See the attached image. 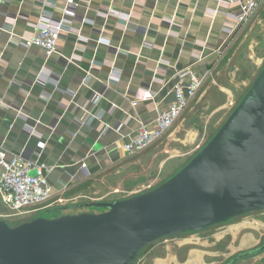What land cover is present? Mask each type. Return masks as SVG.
Masks as SVG:
<instances>
[{
    "label": "crops",
    "instance_id": "crops-1",
    "mask_svg": "<svg viewBox=\"0 0 264 264\" xmlns=\"http://www.w3.org/2000/svg\"><path fill=\"white\" fill-rule=\"evenodd\" d=\"M43 22L68 31L48 60L22 42ZM234 23L217 0H74L71 7L66 0H0L6 158L22 155L50 169L48 181L60 191L51 209L76 205L69 201L82 187L133 158L121 148L135 137L128 100L144 91L157 105L170 102L176 71L185 67L208 77L233 39ZM239 262L264 264V251Z\"/></svg>",
    "mask_w": 264,
    "mask_h": 264
},
{
    "label": "water",
    "instance_id": "water-1",
    "mask_svg": "<svg viewBox=\"0 0 264 264\" xmlns=\"http://www.w3.org/2000/svg\"><path fill=\"white\" fill-rule=\"evenodd\" d=\"M99 214L0 220V264H134L159 241L264 212V67L207 145L158 188L113 203L61 209ZM264 245L228 264L255 256Z\"/></svg>",
    "mask_w": 264,
    "mask_h": 264
},
{
    "label": "rangeland",
    "instance_id": "rangeland-1",
    "mask_svg": "<svg viewBox=\"0 0 264 264\" xmlns=\"http://www.w3.org/2000/svg\"><path fill=\"white\" fill-rule=\"evenodd\" d=\"M263 67L264 4L236 30L203 86L168 134L144 153L92 180L75 193L79 197L69 203H113L161 186L207 145ZM79 212L99 214L102 210L60 212L58 208H50L17 216L0 201V220L10 227L38 218L53 220L62 213ZM242 222L249 224L245 223V228L237 234L229 232L231 227ZM263 245L264 214L253 213L202 232L159 241L143 249L134 264H228L238 255Z\"/></svg>",
    "mask_w": 264,
    "mask_h": 264
},
{
    "label": "built area",
    "instance_id": "built-area-1",
    "mask_svg": "<svg viewBox=\"0 0 264 264\" xmlns=\"http://www.w3.org/2000/svg\"><path fill=\"white\" fill-rule=\"evenodd\" d=\"M217 1L234 15L235 23L230 31L232 35L264 4V0ZM72 5L74 0H66L67 7ZM66 32L61 23L52 25L43 22L32 37L22 39V42L26 48H35L43 53L48 60L58 53L59 41ZM175 77L171 91L173 98L163 106L155 104L152 95L144 91H139L134 99L128 100L130 109L135 112L133 120L136 127L135 137L121 147L127 157L144 153L168 134L203 86L207 75L185 67L177 70ZM88 114L90 117V112ZM6 154L0 146V201L6 209L18 216L52 208L53 205L49 203L60 191H56L48 181L50 169L22 155L7 159ZM85 168L86 165L82 164L81 169ZM57 204L61 205L62 200H58Z\"/></svg>",
    "mask_w": 264,
    "mask_h": 264
}]
</instances>
